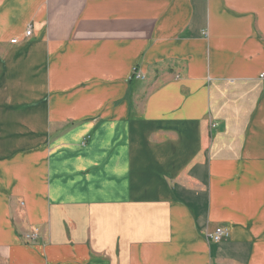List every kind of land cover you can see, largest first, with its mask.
I'll return each mask as SVG.
<instances>
[{
	"label": "crops",
	"instance_id": "obj_1",
	"mask_svg": "<svg viewBox=\"0 0 264 264\" xmlns=\"http://www.w3.org/2000/svg\"><path fill=\"white\" fill-rule=\"evenodd\" d=\"M263 73L264 0H0V264H264Z\"/></svg>",
	"mask_w": 264,
	"mask_h": 264
},
{
	"label": "built area",
	"instance_id": "obj_2",
	"mask_svg": "<svg viewBox=\"0 0 264 264\" xmlns=\"http://www.w3.org/2000/svg\"><path fill=\"white\" fill-rule=\"evenodd\" d=\"M31 34V28L29 27L28 30L25 32V36L28 37ZM11 44H15L16 40H12L10 41ZM133 76L135 77V79H142L140 74H137L136 72H133ZM261 79H264V73L260 75ZM37 231H32L31 233H28L27 235H25L23 237V240L26 243L29 242H33L37 239ZM228 237V231L227 229L223 228V227H217L213 233H211L210 235H208V241L214 244H217L219 242H221L223 239Z\"/></svg>",
	"mask_w": 264,
	"mask_h": 264
},
{
	"label": "rangeland",
	"instance_id": "obj_3",
	"mask_svg": "<svg viewBox=\"0 0 264 264\" xmlns=\"http://www.w3.org/2000/svg\"><path fill=\"white\" fill-rule=\"evenodd\" d=\"M56 133H59V131H57Z\"/></svg>",
	"mask_w": 264,
	"mask_h": 264
}]
</instances>
